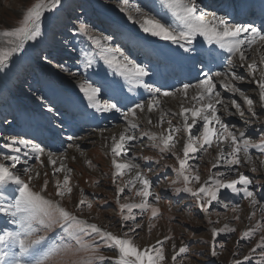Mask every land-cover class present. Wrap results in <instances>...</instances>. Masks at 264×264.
Returning a JSON list of instances; mask_svg holds the SVG:
<instances>
[{
    "label": "rangeland",
    "instance_id": "rangeland-1",
    "mask_svg": "<svg viewBox=\"0 0 264 264\" xmlns=\"http://www.w3.org/2000/svg\"><path fill=\"white\" fill-rule=\"evenodd\" d=\"M243 1V5L240 3L241 0H197V3L199 8L206 13L210 14L215 11L217 15L226 16L231 24L251 23L261 28L264 24V12L258 15L259 10L256 7L250 9L252 14L250 19L253 21L245 22L242 18V20L238 18L240 10L243 11L245 5L248 4V0ZM37 2L39 0H0V33L19 27L26 11ZM254 2L256 1L253 0L251 5L255 6ZM154 4L155 7H153ZM136 6L141 7L150 16L161 19L162 23L175 20L160 0H129L127 6L123 4V0H61L56 8L44 12L41 17V36L36 40L27 41L22 51L14 53L7 65L0 67V162H4L2 159L4 155H20L22 160L25 159L23 153L28 150L23 145H15L21 148L20 153L5 147V144L11 143L12 139H24L40 144L45 148V155L36 158V154L31 153L26 157L28 164L17 165V168L31 167L35 172L40 173V176L31 184L35 190H40L45 179L44 173L47 172L49 181L47 195L58 199L54 195L55 180L59 178L62 181L65 173L60 172L54 176L53 171L48 169L46 156L48 152L54 153L53 149L60 150L58 153L63 158L58 160L57 165L63 161L66 168L72 170L67 174L70 176V186L73 188L70 196H65L63 206L70 211L77 212L76 205L81 198L82 190L83 198L91 202L93 207L90 211L85 207L82 213L77 212L78 215L114 234L122 235L126 232L134 246L141 251L148 247L152 255H155L152 246L160 248L157 241L172 237L163 244L166 259L161 264H234L237 259L241 260L242 264H258L264 261V253L255 247L264 236V228L255 227L257 223L264 224V153H261L259 149H250L253 159L249 162L245 154L241 152L239 155L242 163L236 166L253 181L249 189L253 191L260 204L253 206L250 199L245 198L242 192L235 194L223 189L220 202H214L209 211L204 213L199 208L196 199L190 194L183 191L177 192V189H182L184 185L175 183L177 174L173 169L179 166L175 157L168 152L161 153L148 137L140 138L143 132L159 133L167 129L168 124L165 122L161 127L155 126L158 123L150 125L144 120L139 110H137V116L133 118L138 127L127 133L136 135L137 139L126 145L127 156L122 155L116 159L125 160L124 162L132 160L140 165L139 170L143 171L153 182L152 191L161 197L158 202L154 198H149V203L158 207L160 213L152 218L151 209L142 215L139 209H135L133 210L136 216L135 221L126 223L122 221L119 205L116 203L118 196L116 186L123 185L129 179L134 178L137 170H132L123 178L116 179L115 168L111 164L113 158L111 148L101 143L99 139L97 141L95 134L113 131L119 127L122 134H125L128 121L121 113H99L89 107L80 86L85 83L93 84V86H99L100 83H105L106 86L112 84L115 90L109 88L105 93L102 89L101 99L107 100L109 96H114L115 98L109 102L115 103L121 100L124 105L122 112L135 107V103H146L151 100L152 96L142 87L137 88L135 92H128L123 78L104 64L98 56L95 57L94 66L85 69L81 52L98 53L99 49L95 48L93 41L87 36L79 33V24L85 23L92 37H110L106 46L117 50L118 56L123 54L133 62L148 68L149 76L144 78L145 82L153 87L161 88V104L159 109L153 112L157 113L158 117L161 115V109L168 113L165 121L171 119L173 126L180 123V118L179 115H173L177 112L166 104V100L180 101L183 107H192L195 103L191 101L192 96L183 95L182 97V92V94L176 92V89H182L183 84L190 83L195 86L208 75L214 76L215 72L229 70L227 61L231 58L234 61L231 70L245 77L243 81L237 80L231 83L256 101L258 100V87L253 83V75L247 64L255 62L258 65L255 73L256 79L260 76L259 69H264V58L259 54L253 56L251 53L255 50L257 43L251 47L253 50L246 52L248 60L244 66H241L238 58L230 57V54L219 49L217 45H209L203 37H197L194 42L196 46L202 43L204 48L215 49L217 54L221 52L227 54L225 57L223 56L225 53L217 55L216 59L211 61L214 64L208 72L198 65V58L197 60L186 59L189 54L185 53L179 45L144 33L135 23L136 20L141 19L140 14L135 11ZM129 16L133 19L129 20ZM249 17L246 20H249ZM8 39L13 38L0 35V48L9 46ZM191 55L197 56V53L193 52ZM254 58L257 60L255 61ZM217 62H221L224 67L216 65ZM194 67L198 68L183 74L186 69ZM199 67L203 68L201 71L198 70L200 74L197 73ZM105 73H107L106 81L101 79ZM192 73L198 75V78L195 77L191 83L189 79L194 78L191 77ZM226 79V77L214 76L216 90L221 93V97L228 104V112L224 111L222 105H218V114L225 123L233 126L237 133L244 131L250 134V138L255 143H259L260 138L264 137V110L261 109L259 103H254L257 116L253 117L247 111V105L243 103L239 94L230 92L223 86ZM116 82L124 85L122 92L116 87ZM163 92L173 93V95L164 97ZM189 92H196V89L190 88ZM184 98L186 102L183 101ZM231 100L241 103V110L244 111L243 117L230 104ZM42 104L55 106L59 114L54 116ZM212 126L218 128V125L213 124ZM179 128L181 130L175 133L174 151L182 157V149L187 142V133L182 125ZM197 129L202 132V128H194L195 135L199 134ZM7 136L11 138L7 139ZM223 147L225 151L230 150L227 144ZM205 148L206 151L201 150L199 153L190 154L189 159V165L193 170L198 171L202 183L209 181V177L217 171L227 172V166L224 163L217 168L212 167L217 160L214 157V150L219 149L215 145L210 148L205 146ZM41 160L44 161L43 164ZM5 163L8 166L11 165L10 161ZM236 177L237 173L233 172L228 178ZM22 178L27 180V176H22ZM191 186L199 187L197 184ZM14 187L10 186V188ZM140 187L142 186L137 184V189ZM238 187L242 186L238 185ZM135 191L136 189L126 188L125 194L120 195V202L139 203L142 198L137 197ZM167 200H172L173 204L167 206L161 204ZM224 204H229V207L225 208ZM209 219L214 223L209 224ZM137 223L141 227L137 228L135 233L129 231V228ZM225 224L234 228L235 232H224L213 236L212 227L221 228ZM11 230H15V226ZM249 230H252L250 235L241 239L243 232ZM59 232L60 229L57 227L43 234L55 237ZM86 239L92 242L89 238ZM181 246H187L189 252L178 255L176 260L172 261L171 257L178 252ZM106 247L102 246L98 253L105 257L103 264H118V249L116 251L105 250ZM213 249L217 251L216 256L211 255ZM245 256L250 257V260H244ZM90 257V253L73 250L61 253L50 260L49 264H85Z\"/></svg>",
    "mask_w": 264,
    "mask_h": 264
},
{
    "label": "snow or ice",
    "instance_id": "snow-or-ice-1",
    "mask_svg": "<svg viewBox=\"0 0 264 264\" xmlns=\"http://www.w3.org/2000/svg\"><path fill=\"white\" fill-rule=\"evenodd\" d=\"M60 3L61 0H39L26 11L19 27L0 33L2 36L13 38L7 40L8 47L0 48V67H5L14 53L22 51L27 41L36 40L41 36V17L45 11H51ZM160 3L172 13L175 20L162 23L161 19L150 16L141 7L136 6L135 11L140 14L141 19L136 20L135 23L139 25L144 33L179 45L185 53L189 54L186 57L188 60H197L198 58L199 63H206L217 57L215 49L204 48L202 43L196 46L194 42L197 37H203L209 45H217L219 49L230 54V57L238 58L241 66H244L248 60L245 50L251 48L257 42H264V24L261 28H257L251 23L231 24L226 16L217 15L215 11L210 14L204 12L199 8L197 0H160ZM123 4L127 6L129 0H123ZM155 6L154 4L153 7ZM128 19L132 20L133 17L129 16ZM78 31L93 41L95 48L99 49L98 53L81 52L85 69L93 67L95 57L98 56L104 64L123 78L127 84L128 92H135L137 88L142 87L152 96L151 100L146 103H135V107L129 108L127 112H122L124 105L121 100H117L115 103L109 102V100L115 98L114 96H109L107 100L101 99L102 89L106 93L109 88H113L112 84L106 86L105 83H100L99 86H93V84L85 83L80 86V90L87 98L89 107L99 113H121L123 118L128 121L125 134H121L118 138L115 136L111 138L113 157L111 164L115 168V178H123L126 173L137 170L134 178L129 179L123 185L118 184L116 186L118 193L116 203L119 205L122 221L125 223L135 221L136 216L133 214L135 209H139L141 215L151 209V217L155 218L160 213V209L152 206L149 203V198H154L158 202L161 197L155 195L152 191L153 182L143 171L139 170V164L134 163L132 160L121 162L116 158L122 155L127 156L126 145L128 142L137 139L136 135L127 134L138 127V124L133 120L137 116V110L144 112L147 108L148 112H153L159 109L161 88L153 87L145 82L144 78L149 76L147 67L133 62L123 54L118 56L116 54L117 50L107 47L106 42L110 37H92L85 23L79 24ZM193 52L197 53V56H192L191 53ZM233 62V59L229 58L227 61L229 70L215 72L214 76L226 77L223 86L230 92L238 93L243 103L247 105V111L255 117L257 113L254 110V103H259L261 109L264 110V69H259L260 76L259 79H256L255 73L258 70V65L255 62L247 64L250 73L253 75V83L258 87V100L254 101L253 98L245 94V91L231 83V81H243L245 79L244 76L231 70ZM65 70L70 71L67 68ZM214 76H206L195 86L187 83L183 84L182 89H176L177 93L182 92L185 97L188 96L190 88L194 87L196 89V94L191 97V101L195 102L192 107L182 106L179 113L173 114L182 117V127L187 133V142L183 146L182 157L174 151L176 147L175 133L181 129L173 126L171 119L165 121V116L168 113L162 109L160 110L159 123L155 126L161 127L166 122L168 128L159 133L145 131L140 137H148L153 142V146L158 148L161 153L168 152L175 157L179 165L173 169L177 174L175 183L184 185L182 189H177V192L183 191L190 194L191 197L196 199L199 208L204 213L209 211L214 202H220L221 190L223 189L230 190L235 194L242 192L245 198L250 199L253 206L259 205L260 201L249 189L253 181L249 176L239 171L236 166H240L242 163L239 155L241 152L245 154L249 162L253 159L250 149H259L261 153H264V137L260 138L259 143H255L250 138V134H246L244 131L237 133L233 126L221 119L217 106L222 105L224 111L228 112V104L221 97V93L216 90L217 85L214 82ZM101 79L106 81L107 73ZM116 87L122 92L124 85L116 82ZM113 90L115 89L113 88ZM171 95L173 93L163 92L164 97ZM41 99L43 100V98ZM230 104L241 117L244 116L241 103L231 100ZM42 106H46L54 116L59 114L53 105L42 104ZM147 123L151 125L153 122L149 119ZM198 123L202 127V132L197 129L199 134L195 135L193 129L197 127ZM213 124L218 125V128L213 127ZM53 127H56V125H53ZM16 144L23 145L28 150L23 153L25 159L22 160L20 155H4L2 158L4 162H0V221H2L0 223V232H2L0 234V264H49L50 260L61 255V253L73 250L91 254L85 264H96V262L103 264L105 257L98 254L102 246H107L105 250L116 251L118 249V264H161L166 259L163 244L172 237H165L164 241H157L160 248L157 249L152 246V251L155 253V255H152L148 247L141 251L134 246L133 241L128 238L126 232L122 235L114 234L112 231L106 230L96 223H91L88 219L78 215L77 212L82 213L85 207L89 211L93 207L91 202H87L83 198L84 193L82 190L80 193L81 198L76 205L77 212L64 207L63 200L66 195L70 196L73 188L70 186V176L67 174L72 170L66 168L63 161L53 172L54 176L60 172L65 173L62 181L59 178L55 180L54 195L58 199H53L47 195L49 184L47 172L44 173L45 179L40 190H35L31 184L34 179L40 176V173L35 172L31 167L19 169L17 165H27L26 157L31 153H35L36 158L44 156L45 148L41 147L40 144H34L24 139H12L11 143L5 144V147L20 153L21 148L15 147ZM225 144L230 150L225 151L223 147ZM213 145L219 149V153L216 163L212 167L217 168L221 163H224L227 166V172L217 171L209 177L210 183L209 181L202 183L198 171L193 170L189 165L190 154L199 153L201 150L206 151L205 146L210 148ZM58 159L54 153H47V161L52 165H57ZM8 161L11 162L10 166L5 163ZM43 163L44 161L41 160V164ZM252 170L255 171V169ZM233 172L237 173V178H228L229 174ZM22 176H27V180L23 179ZM137 184L142 187L137 189ZM193 184H197L199 187L191 186ZM238 185L242 187H238ZM10 186L15 187L10 188ZM126 188L136 189L135 195L142 198L141 201L139 203H121L120 195L125 194ZM6 189H8L7 192ZM223 206L225 208L229 207L227 204ZM125 210H127V214H125ZM235 219H239V217H235ZM213 223L209 219V224ZM13 226H15V230H11ZM57 227H59L60 232L55 237H48L43 234ZM139 227L141 225L137 223L135 226L130 227L129 231L135 233ZM255 227L261 229L264 228V224L257 223ZM211 231L213 236H218L224 232H235V229L225 224L221 228L212 227ZM251 231L243 232L241 239L248 237ZM86 238H89L92 242H88ZM255 247L261 249L264 253V236L261 237L260 242ZM173 248H175V245H173ZM188 252L189 248L187 246H181L178 252L171 257V260L175 261L178 255L187 254ZM211 255L216 256L217 251L213 249ZM244 260H250V257L245 256ZM234 264H242V261L237 259ZM258 264H264V261H260Z\"/></svg>",
    "mask_w": 264,
    "mask_h": 264
},
{
    "label": "bare ground",
    "instance_id": "bare-ground-1",
    "mask_svg": "<svg viewBox=\"0 0 264 264\" xmlns=\"http://www.w3.org/2000/svg\"><path fill=\"white\" fill-rule=\"evenodd\" d=\"M254 1H256V2H258V10H259V12L258 13H263L264 12V0H254ZM253 2V1H252ZM255 3V2H254ZM260 6H261V9H262V11H261V9H260ZM243 12H241L240 14H239V16L246 22V21H251L250 20V17H249V20H246V19H248V17L247 16H249L248 15V10L247 9H245L244 10V15L243 16H241V14H242ZM250 50H253L252 48H247L246 50H245V52H247V51H250ZM251 53H253V56L254 55H256L257 56V54H259L260 56H262L263 58H264V42H257V45L255 46V50L253 51V52H251ZM237 59V58H236ZM255 59V58H254ZM257 59H255V61H256ZM250 63V62H249ZM191 91H193V90H191ZM182 94V93H181ZM196 94V92H193V93H191V92H189L188 93V96H193V95H195ZM182 97H184L183 96V94H182ZM183 101H185L186 102V98H184L183 99ZM166 104H169L171 107L170 108H172L173 109V111H175L176 110V112L177 113H179L180 112V110H181V105H180V101H167L166 100ZM182 105H185V104H182ZM222 107V106H221ZM141 115L143 116V118H144V120H146V121H148L149 119H151L152 120V122L153 123H159V117L157 116L158 114L157 113H155V112H148L147 110H145L144 112H142L141 113ZM179 118H180V125H182V123H183V119H182V117L181 116H179ZM179 124H177L175 127H179L180 125ZM200 126V123H198L197 124V127L196 128H202V127H199ZM152 130H155V129H153L152 128ZM122 134V130H121V128L119 127V129H115V130H113V131H104V132H98V133H96L95 134V138L97 139V141H98V139H99V141L101 142V143H105L108 147H110L111 148V145H112V137L113 136H115V137H119L120 135ZM11 138V136H7V139H10ZM182 140V139H181ZM184 141V140H183ZM187 141V140H186ZM185 142V141H184ZM184 142H182V143H184ZM33 143V142H32ZM104 144V145H105ZM105 145V146H106ZM217 149V148H216ZM49 150V149H48ZM214 150V149H213ZM50 151H52V150H50ZM219 150H214V153H215V158H218V152ZM53 152L55 153V155H57V156H55V157H57V158H59V159H61V158H63L62 156H61V154L60 153H58V152H60V150H58V149H53ZM256 155V154H255ZM253 157V156H252ZM58 159V160H59ZM58 160H57V163H58ZM216 160V159H215ZM46 161H47V156H46ZM121 162H124L125 160H120ZM47 164H48V169L49 170H51V171H53L54 172V169L56 168V167H58L59 166V164L56 166V167H54V165H52L51 163H49L48 161H47ZM202 171V170H201ZM61 173H63V172H61ZM236 174V173H235ZM237 178V177H236ZM161 204H163L164 206H167V205H172L173 204V202H172V200H167V201H165V202H161ZM151 205H153V204H151ZM227 205H229V204H227Z\"/></svg>",
    "mask_w": 264,
    "mask_h": 264
}]
</instances>
